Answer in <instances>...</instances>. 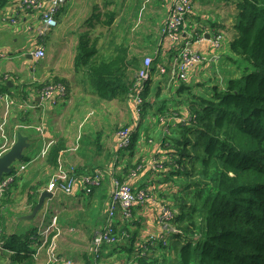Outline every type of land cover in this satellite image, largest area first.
Here are the masks:
<instances>
[{"label":"trees","instance_id":"16d2710c","mask_svg":"<svg viewBox=\"0 0 264 264\" xmlns=\"http://www.w3.org/2000/svg\"><path fill=\"white\" fill-rule=\"evenodd\" d=\"M102 1V9L94 5V13L85 23L86 27L93 28V18L102 27L113 25L117 12L114 8H106L116 1ZM237 6V34L230 42V51L247 60L254 69L229 78L225 87L213 85L197 95H186L185 99L176 101L174 107L178 108L172 109L166 104V97L161 98V104L154 102L159 95L158 87L155 94L150 95L148 83L155 69L160 73L167 72L171 82L169 88L173 85L174 92L179 93L189 87L183 84L185 79L179 77L178 70L170 73V67L159 65L157 59L150 56L149 77L143 89L136 92L132 75L141 64L137 57L129 56L128 45L124 43L126 39L114 45L113 53L99 56L97 37L91 38L89 29L79 32L74 69L94 81L93 90L97 98L126 106H130V101L134 102L133 113L138 110L136 118L140 115L139 124L145 123L148 117H154L161 130L155 139L147 134L146 124L142 136L138 123L117 126L116 132L124 128L130 130V142L123 148L129 155V165L122 168L121 174L114 172V176L130 183L132 191L145 203V196L148 198L150 194L147 186H136V181H132L146 168L145 150L155 141L160 151L155 150L159 154H155L154 166H149L146 173L157 178L151 179L147 185L152 192L158 191L163 202L157 213L159 230L141 235V214L136 213L138 205L135 203L131 208V218H123L121 211H117L105 231L103 225L110 205L109 191L107 206L101 210L104 213H99L101 219L94 228L89 244L90 256L85 264H264V0H239ZM193 31L197 35L199 30L193 28ZM160 37L162 41L166 40L161 28ZM145 56L148 55L142 58ZM50 81L64 83L68 93V82L62 79L54 78L40 86H46ZM6 90L7 86L0 84V91ZM134 94L140 103H135ZM182 105L185 108L180 111ZM143 111L147 116L145 121ZM153 130L156 133L158 128ZM133 144L136 149L130 147ZM78 146L83 147V142ZM121 150L117 148L118 153ZM135 150L138 158L132 160ZM71 151L72 145L67 148L64 140H55L46 159L51 165L48 179L33 182V178L25 175L26 171L13 177L0 194V208L12 204L14 195L26 188L27 201L33 208L38 199V188L44 184L46 188L58 170L67 174L66 179L74 180L82 194L91 195L101 187L107 174L101 171L106 167L79 168L66 156ZM160 154L161 157L158 156ZM112 159L116 168L118 161ZM20 160L28 161V157L23 155ZM96 175H100L98 184L82 183L84 177L92 179ZM109 183L111 189V179ZM82 185L90 189L88 193ZM54 225L58 231L57 219ZM54 229L48 234L51 239ZM102 233L107 240H103L95 252L94 238ZM41 236L38 234L37 237ZM0 238L2 255L7 257L4 264H35L37 250L27 247L32 236L27 233L0 234ZM53 252L54 264L67 260L74 264L73 259ZM49 261L53 264L51 259Z\"/></svg>","mask_w":264,"mask_h":264},{"label":"crops","instance_id":"0c3cea01","mask_svg":"<svg viewBox=\"0 0 264 264\" xmlns=\"http://www.w3.org/2000/svg\"><path fill=\"white\" fill-rule=\"evenodd\" d=\"M170 1H156V3L163 4V7L156 14L159 17V21H157L158 26H156L154 32L147 35H145V32L142 34L136 32L130 37H128L127 33V40L124 43L128 45L129 56L137 57L140 64L144 55L157 59L159 65L163 64L167 48L177 45L179 47L182 46V41L179 44H173L166 38V40L162 41L160 37V28L166 18ZM238 1L192 0L186 18L187 31L183 33L182 38L184 41L190 42V49L201 53L205 56V59L189 70L188 77L183 83L189 88H183L179 93L174 92L168 95V98L165 95L169 89V79L166 76L168 73H160L155 69L148 83L150 95H152L151 93L155 94V90L158 87L159 95L158 98H153L154 102L161 104V98L170 99L175 95V101L167 103L172 109L177 105L176 101L185 99L186 95H197L205 92L209 85L208 81H211L210 84H215L212 79L214 75L212 71H216L212 67L216 66L220 60H222V63H228L232 59L237 58L230 51L229 45L237 34L235 20L238 13ZM19 2L20 0H0V75L3 77V73H9V77L5 78L10 83L8 93L22 100L32 97L38 105L22 113L18 109L9 106L5 100H2L0 104V126H3V130L4 128L10 130L14 124L20 123L24 125L20 132L26 136L30 146L24 149L23 155L26 150L30 152L37 141L40 142L39 151L35 155L26 156L28 161L23 163L25 165V175L33 178V182L38 179H48L51 165L46 159L49 148L58 139L64 140L67 148L72 145V151L66 156L79 168H91L94 166H105L107 168L108 166L113 173L121 174L122 168L125 165H129L127 163L129 155L127 151L118 153L115 128L120 124L126 125L125 123L131 126L137 124V114L133 113V105L135 104L130 101V106H126L116 101L99 100L93 90L92 81L74 69L79 32L83 30L86 26L85 23L94 13V5L98 3V0H66L55 16L56 27L50 29L42 39L37 37L35 29H29L30 26L39 25L41 10L25 11L19 8ZM42 2V8H47L49 5L48 0H42ZM120 7H123L122 4H119V8H116L115 3L107 6L106 9L112 10L114 8L118 15ZM129 7L130 4L128 5ZM126 8L123 10L124 15ZM157 9V7L153 8V5H151L149 14ZM137 14L138 7H135L130 14L133 17V22L136 21ZM200 21H207L203 29L199 30L197 35L190 33L191 28ZM105 30L102 27L101 33L105 32ZM216 31L222 33V39L219 46L214 47L211 43V38ZM120 35L124 37L125 32H121ZM117 36L115 41H108L109 37L105 36L102 38L100 45L97 42L99 56L102 53L108 55V53L114 52V45L122 42ZM25 37H29L28 43L18 42L19 39H24ZM41 40L45 51L42 58L36 60L32 57L31 59H19V62L17 61L18 53L16 50L18 48H23L24 46L32 52ZM172 62L168 63L169 67ZM136 70H133V77ZM231 76L234 78L240 75L233 73ZM33 77L36 79H33ZM54 78L68 82V93L62 101L56 104L42 103L38 94L39 81L42 79L49 81ZM217 78L219 82L222 81L221 75H218ZM5 79L4 77L0 78V84L5 82ZM218 87H225V85L222 84ZM184 108V105L179 107L180 111ZM107 113L109 114L107 117L108 122L104 117ZM146 123L151 124L152 130L158 128V131L152 135L156 139L161 134L158 122L154 117H148ZM142 133L143 129H141V136ZM82 142L85 145L83 147H81L82 145L78 146ZM75 146L77 148L73 149ZM155 150L157 152L160 151V147L153 141L152 145H148L145 150L146 168L137 173L132 181L133 183L136 181V186H139V184L147 186L146 190L150 193H148L149 197L145 201V205H143L144 203L135 204L138 205L136 213L141 214L140 226H142L140 231L142 236L159 230L157 213L159 212L162 199L159 197L158 191L154 190L152 192V188L147 185L152 175L149 172L146 173L149 166H154L152 161H154L155 154H159ZM117 153L119 156L117 167L115 168L112 158H116ZM158 156L161 157L162 155ZM137 158L138 154L135 150L132 160H137ZM133 173L135 174V172ZM109 179L108 174H106L103 185L91 195L88 194L89 197L86 201L83 198L81 189H77L71 195L58 193L57 195L62 197L54 203L50 200L53 195L44 201L45 213L37 214L32 220L21 218L23 215L29 214L32 209L27 201L28 188L22 193H16L12 204L4 205L0 208V234H28L30 224L36 226L38 230L42 226H47L51 221V217L56 213L55 219H57L58 231L54 229V234L52 235V239L55 242L51 240L48 254L46 253L47 246L40 245L37 248L35 264H50V250L56 251V253L58 252L66 258L73 259L74 264H85L90 256L89 244L95 230L94 228L99 224L101 214L105 212L102 211L101 213V210H105L107 206L110 191ZM44 185L38 188L39 194L45 190ZM95 206L99 208V212L96 211ZM91 207L92 209L89 210ZM96 213L98 215L95 220L94 216ZM74 221L76 223L72 226ZM1 222L3 223L1 224ZM34 232L30 233L29 236H32ZM32 249H35L34 243ZM6 258L0 252V264H4V259Z\"/></svg>","mask_w":264,"mask_h":264},{"label":"built area","instance_id":"2783aa9c","mask_svg":"<svg viewBox=\"0 0 264 264\" xmlns=\"http://www.w3.org/2000/svg\"><path fill=\"white\" fill-rule=\"evenodd\" d=\"M65 0H48V7L42 8V0H20L19 3H22V6L19 8L26 10H41L40 12V23L38 26L29 27V29H35L37 31V37L41 38L56 25V15L60 10L61 6L64 4ZM192 0H171L169 3L168 11L166 12V18L161 26V32L166 39L171 41L173 44L180 43L183 41L180 38V35L184 32V27L186 23L187 13L190 8ZM214 34L211 38V43L214 47L219 46V43L222 39V33ZM192 36V35H191ZM190 42L182 45L179 60H178V75L181 79L187 78V72L189 68L193 65L198 64L204 58V56L192 49H190ZM45 54L44 45L42 40L38 43L37 47L33 51V55L36 59L42 58ZM152 58L150 56H145L142 60L140 67L136 70L134 75V87L136 92L143 89L144 82L149 77V68L151 66ZM160 70H163L160 67ZM41 98L45 101L53 104L56 101H59L62 97L66 95V86L62 82H53L50 81L49 84L41 88ZM135 103H140V99L136 94L133 95ZM23 107V104H22ZM138 115V110H136ZM128 128L120 129L116 132V146L117 148L123 149L126 148L130 142V133ZM10 144L0 140V153H5L10 147ZM154 165V164H153ZM25 169L24 164H20L19 168L9 175H3L0 180V194L7 188L8 184L11 182L13 177L18 176ZM106 168V170L101 171V173L106 172L111 179V189H110V205L108 207L107 216L105 218V223L103 228L107 231L109 223L112 221L113 215L117 211H121L123 218H131V208L137 202L143 203L141 196L137 195L132 191L130 183L127 181L121 180L118 177L114 176L115 174ZM67 174L63 170H58V172L53 176L50 182L47 184L45 190H48L52 195H57L58 193L71 195L77 189L75 181L72 179H66ZM100 175L94 176L92 179L89 177H84L82 183H89L90 185L98 184V179ZM85 192L88 193L89 188L82 185ZM166 209L163 210L165 212ZM55 216L51 217V221L47 226H42L38 229V234L44 235L45 237L55 228L54 221ZM107 240L105 233H102L94 238V251L97 252L98 245L103 241ZM50 249V247H49ZM50 259L54 264L55 258L53 251L50 250ZM60 264V263H57ZM61 264H72V261H64Z\"/></svg>","mask_w":264,"mask_h":264},{"label":"rangeland","instance_id":"374dc122","mask_svg":"<svg viewBox=\"0 0 264 264\" xmlns=\"http://www.w3.org/2000/svg\"><path fill=\"white\" fill-rule=\"evenodd\" d=\"M114 1H116V8H119V4H122L123 7H120L119 13H118V15L116 14L115 19H114V23H113V25L110 28L103 27V29L105 28L106 30H105V32L101 33L102 26L98 25V23H96V19L95 18L92 19V23H93V25H92L93 28L92 29L89 26H87V27L85 26L83 28V30H86V29L90 30V37L91 38L97 37L98 45H100V42H101L102 38H104L105 36H109V35L110 36H109L108 41H115L116 40V35H118L117 37H118L119 40H122L123 38L127 40V37H126L127 33H128V37H130L133 33H136V32H140L141 34L145 32V35H147V34H150V33L155 31L156 26H158V22L157 21H159V17L156 14L163 7V4L156 3L157 0H114ZM65 2H66V0H65ZM65 2H64V4H65ZM117 2H118V5H117ZM101 3H103V1L101 2V0H98V3H96L98 8H101V6H102ZM99 4H100V6H99ZM129 4H130V7L128 8ZM18 5L22 6V3H19ZM151 5H153V8L157 7L158 9L157 10H153V12L149 14V9H151ZM135 7H138V14H137V16L135 18L136 21L133 22V20H132L133 17L130 16V14L134 10ZM125 8H126V10H125V15H124L123 14V10ZM99 18L101 19V17H99ZM132 22H133V24H132ZM205 22H207V21H200V22H198L197 25H194V27L196 26L195 27L196 29L202 30ZM210 23H212V21H210ZM194 24H196V23H194ZM56 25H57V21H56ZM56 25L54 27H56ZM194 27H192V28H194ZM192 28H191V30H192ZM185 31H187V30H185ZM121 32H125V37H122L120 35ZM193 34H195V33L193 32ZM28 38L29 37H25L24 39H19L18 42L22 41L21 43H23V42H27L28 43ZM139 39L141 40V38H139ZM181 39H183V38H181ZM175 44H178V43H175ZM164 55H165V57H164V60H163L164 61L163 65H165L167 68H169V64L168 63L172 62L173 59L175 58L174 61L170 64V68H171L170 69V73L173 70H178V64L177 63H178V60H179V46L177 45L175 47L167 48V50H166ZM204 59H205V56H204L203 60ZM194 66L195 65L191 66L189 68V70L191 68H193ZM212 68H214V70L216 71V72L212 71V73H214L212 79L215 82V84H210L211 81H208V83H209L208 87L209 88H211L213 85H218V86H220L222 84L226 85L227 80L230 77H232L231 74H233V73L242 75V74L249 73V72H251L254 69L253 66L247 60H245V59H243L242 57H239V56L237 58H235V59H232L228 63H222V60H220L216 64V66H213ZM189 70H188V72H189ZM188 72H187V77H188ZM218 75H221V78H222L221 82L218 81V78H217ZM91 81H92V83L94 85V81L92 79H91ZM170 83L171 82L169 80V85H170ZM174 90H175V86L172 85L166 91V93H165L166 97L168 98L169 97L168 95L173 94ZM151 94L154 95V93H151ZM167 98L165 99L166 104L175 101V95H173L170 99H167ZM80 104H83V103H80ZM108 115H109L108 113L104 115V117H105L107 122H108V119H107ZM142 115L145 117V119H144V121H145L147 119L146 112L143 111ZM139 121H140V115L137 118V123L138 124H139ZM120 125H118V126H120ZM146 125H147V130H146L147 134L152 136L153 133H155V130H152L151 124L146 123ZM143 128H145V123L144 122H140L139 130H138L139 133L141 132V129H143ZM83 145H85V143ZM130 147L132 149H136L137 146L135 144H133ZM39 148H40V142L37 141L35 147L30 152H28L27 150L24 152V156L35 155L39 151ZM76 148H77V146L73 147V149H76ZM120 152L121 153L122 152H126V149H122ZM118 156L119 155L117 153L115 160H118ZM21 161H23V160H16L12 164L14 171H16L19 168L20 164L25 163V162H21ZM153 178H157V177L156 176L155 177H151V179H153ZM147 188L148 187H146V189ZM169 192H171V191H169ZM61 197L62 196H60V195H54L50 200H51V202L54 203L55 201H57ZM83 198L86 201L88 199V195L87 194H83ZM145 199H147L146 196H145ZM137 203L138 204H142V203H139V202H137ZM145 203L143 205H145ZM161 203H163V202H161ZM92 206H94V205H92ZM163 207H166V206H163ZM91 209H92V207L89 210H91ZM39 211L40 212L38 213V215H40L41 213H45V205H43V207ZM96 211L99 212V208L96 207ZM97 214L98 213L95 214L94 218L97 217ZM31 232H34L32 234V236H33L32 237V241L33 242L31 241L32 243L30 242V243L27 244L28 249H32L33 243L35 245V250H37V248L40 245L46 247V246H48L50 244L51 240H53V239H51L50 235H47L46 237L44 235H42L43 237L41 236V237L38 238L37 236H38L39 232L37 230V227L32 225V224H30L28 234H30ZM161 235H163V234H161ZM49 236H50V241H49V243H47V238ZM36 243H39L40 245L39 244L36 245Z\"/></svg>","mask_w":264,"mask_h":264},{"label":"water","instance_id":"95a60500","mask_svg":"<svg viewBox=\"0 0 264 264\" xmlns=\"http://www.w3.org/2000/svg\"><path fill=\"white\" fill-rule=\"evenodd\" d=\"M24 48H18L16 52L18 55L25 54L26 59H31L32 54L30 51H23ZM29 146V143L26 140V137L22 134L18 133L16 137V141L13 145L6 151L4 154L0 156V180L3 175H9L12 173L13 166L12 164L16 160H20L23 157V150ZM53 195L48 190H43L37 199L36 204L33 206L31 212L27 215H23L21 218L32 220L38 213L39 210L43 207L44 201L48 198H51ZM0 252H2V248L0 247Z\"/></svg>","mask_w":264,"mask_h":264},{"label":"flooded vegetation","instance_id":"af4514ba","mask_svg":"<svg viewBox=\"0 0 264 264\" xmlns=\"http://www.w3.org/2000/svg\"><path fill=\"white\" fill-rule=\"evenodd\" d=\"M23 48H24V52H26V51H30L28 48H26V47H24L23 46ZM30 53L32 54V57H34V55H33V51L31 52L30 51ZM35 58V57H34ZM19 59H26L25 58V54H20V55H18V58H17V61L19 62ZM36 59V58H35ZM38 59H40V58H38ZM37 60V59H36ZM15 61V60H14ZM17 62V63H18ZM16 63V62H15ZM3 77H4V79L5 78H8L9 77V73H3ZM1 75H0V78L2 79L3 78ZM33 79H36V78H34L33 77ZM40 82V85H42V84H46L47 83V81L45 80V79H42L41 81H39ZM1 84H4V85H6L7 86V88L9 87V85H10V83H9V81H7L6 79H5V82H3V83H1ZM41 88H42V86H39L38 87V94H39V98H40V101L42 102V103H49V102H47V101H45L44 99H42L41 98ZM9 90V89H8ZM8 90H6V91H0V104H1V101L2 100H5L8 104H9V106H11V107H14V108H16V109H18L19 111H21L22 113H25L28 109H32V108H35V107H37V105L38 104H36V102L33 100V98L31 97V98H29V99H18V98H16V97H14L12 94H10V93H8ZM22 104H23V107H22ZM50 104V103H49ZM23 126L24 125H21L20 123H18V124H14L13 126H12V128L10 129V130H6L5 128H4V130L2 129V127L3 126H0V140H3V142H6V143H8V144H10L9 145V147H11L12 145H13V143L16 141V137H17V134L18 133H20V134H22L21 132H20V129L21 128H23ZM30 126V125H29ZM23 135V134H22ZM23 136H25V135H23ZM26 137V136H25ZM26 140H27V138H26ZM28 142V141H27ZM29 143V142H28ZM29 145H30V143H29ZM8 151V150H7ZM24 151V150H23ZM4 154V153H3ZM2 154L0 153V156H1Z\"/></svg>","mask_w":264,"mask_h":264},{"label":"bare ground","instance_id":"6f19581e","mask_svg":"<svg viewBox=\"0 0 264 264\" xmlns=\"http://www.w3.org/2000/svg\"><path fill=\"white\" fill-rule=\"evenodd\" d=\"M185 32H186V31L184 30L183 33H185ZM193 32H194L193 30H190V33H193ZM194 33H195V32H194ZM182 35H183V34L180 35L181 38H182ZM182 40H183V39H182ZM185 43H189V41H184V40H183V41L181 42V45H185Z\"/></svg>","mask_w":264,"mask_h":264}]
</instances>
